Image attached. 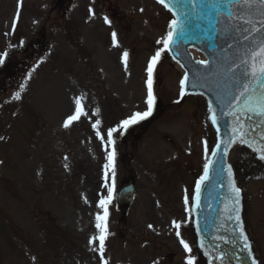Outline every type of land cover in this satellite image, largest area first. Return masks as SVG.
<instances>
[{
    "label": "rangeland",
    "instance_id": "1",
    "mask_svg": "<svg viewBox=\"0 0 264 264\" xmlns=\"http://www.w3.org/2000/svg\"><path fill=\"white\" fill-rule=\"evenodd\" d=\"M17 3L0 0V53L8 51L0 65V136L5 138L0 140V264H99L88 240L96 231L95 213L102 211L96 207L98 194H107L102 188L106 153L88 120L70 130L60 125L71 97L80 91L88 94L89 110L100 109L94 119H101L105 135L132 112L146 111L145 69L170 15L155 0H22L13 32ZM89 7L95 12L90 20ZM112 31L119 47L112 46ZM37 40L41 46L32 48ZM124 50L129 52L127 72ZM179 80L180 72L164 54L153 84L164 114L146 122L135 147L127 132L137 124L114 133L115 191L121 181L132 179L135 197L125 218L115 211L114 199L109 205L110 264H186L171 221L188 220L184 190L191 195L204 161L203 141L210 147L212 135L204 103L181 99ZM22 83L21 100L12 99ZM233 161L246 159L239 154ZM244 168L253 170L243 180L247 193L260 192L264 167ZM260 200H248L246 224L264 264ZM189 222L180 231L193 248Z\"/></svg>",
    "mask_w": 264,
    "mask_h": 264
},
{
    "label": "snow or ice",
    "instance_id": "2",
    "mask_svg": "<svg viewBox=\"0 0 264 264\" xmlns=\"http://www.w3.org/2000/svg\"><path fill=\"white\" fill-rule=\"evenodd\" d=\"M163 8L171 13V18L167 25V31L160 39L156 41L160 47L155 49L154 54L149 58L147 67L145 69L147 78L145 80L146 86V98L145 103L147 105L146 111H134L131 114L124 117L113 127H108L106 135L101 131L102 121L99 118L94 119L100 115V109L94 108L89 110L86 107L88 100V94L86 91H80L71 97V108L69 112L62 119L60 127L66 130H70L76 124L82 123L83 120H88L91 123V128L95 131L96 137L101 141L103 150L106 153V163L103 165V184L102 188L107 190L105 195L103 192L99 193V200L97 201V211L95 213V234L91 235L88 240L89 251L96 253L99 264H110V259L106 257L107 240L111 235L109 231V205L112 204L115 193L116 184V141L114 139L115 134H122L121 130L127 131L131 126L140 123L146 118L150 117L153 113L154 105L156 103V96L153 90L154 73L157 64L161 61L163 55L166 52L172 51V45L174 42H184L186 39H190L191 28L190 20L194 16L206 15L209 11H215L217 16H226L230 21L237 20L242 21V25L247 27H237V31L245 33L243 35L244 41L248 44L245 46L242 54L238 57V63L233 62V65L229 71L235 72L239 70V76L234 79L233 87L235 89V95L229 94L227 99L228 111H221L217 113V109L214 106L212 99L207 100V112L208 120L211 125L216 127L217 134L221 132L219 118L221 116L232 117L229 123V133L226 139H219L215 143L214 147H209L208 141H203L204 149V163L202 168V174L195 180L194 188L189 195L187 189L184 190L183 204L184 211L188 214V220L178 221L173 219L171 221V227L175 230V235L179 238L180 244L183 246L185 253L186 264H197V257L193 255V248L181 236V227L183 224L188 223L192 219V213L195 209L201 206V197L204 190V186L210 181L211 173L217 172L221 177L218 181V187H227L229 191L228 205L225 207V212L228 213L227 220L234 221L236 227L234 232H238L240 240L243 242V248L247 250L249 257L251 258V264H260L255 255L253 254V245L249 236L245 232L244 223L241 220V189L237 186L234 178V173L231 164H226V158L233 145H247L252 148L254 152L258 153L259 159L264 160V131L257 133V129L261 124H264V0H217L213 4L198 3V0H188L187 4L179 3V0H157ZM190 5V6H189ZM22 6V0H18L17 12L12 20V30L15 31L16 25L19 20V8ZM143 11V9H141ZM89 20L95 16L94 10L89 7ZM104 23L111 25L112 21L108 16H104ZM7 35V33L5 34ZM24 40H20L19 46H23ZM111 43L113 47H119L117 39V32H111ZM9 47H14L9 45ZM231 47V45H230ZM8 56V51L0 53V65H3L5 59ZM175 59V56H173ZM129 52L124 50L121 54V62L123 64L125 72L128 71ZM197 64L208 66L211 61L200 60ZM38 66V65H37ZM183 67V65H182ZM35 71V67L32 69ZM32 73L29 72L27 79H31ZM211 75V73H209ZM207 76L196 75L192 83L193 88L207 87ZM205 81L201 83L200 81ZM189 83V73L185 71L184 76L180 80V97L181 99L188 94L187 86ZM26 83H22L19 86V91H16L12 97L14 100H21V93L25 91ZM204 95L203 92L199 93ZM179 102V101H178ZM224 99L217 95L216 103H224ZM91 112V114H90ZM15 115V113H13ZM254 117L261 118L260 123L254 121ZM245 119L253 121L251 126L246 125ZM259 135V140L255 138ZM3 136H0V140H4ZM215 157L216 159H212ZM68 156L64 157L65 161H68ZM217 162H221L219 169L215 167ZM2 163V161H0ZM226 165V166H225ZM64 168H69L68 163H64ZM226 173L227 182L223 178ZM85 203H89L87 198H84ZM159 206V202H157ZM149 229L153 228L152 224L147 226ZM197 230L199 231L198 221ZM217 239L223 241L226 238L218 236ZM232 243H235L233 240ZM200 247L204 248V243L201 240ZM204 255L207 256L208 264H214L217 259L222 260L224 253L220 252L218 256H213L212 253L205 248ZM35 259V257H33ZM153 264H158L154 261Z\"/></svg>",
    "mask_w": 264,
    "mask_h": 264
},
{
    "label": "water",
    "instance_id": "3",
    "mask_svg": "<svg viewBox=\"0 0 264 264\" xmlns=\"http://www.w3.org/2000/svg\"><path fill=\"white\" fill-rule=\"evenodd\" d=\"M187 2L188 0H179L181 4H187ZM216 2L217 0H198V3L208 5ZM189 23L191 28L190 39H186L184 42H174L172 51L166 53L172 63L182 71V77L185 71L189 73V83L187 86L188 94L184 97L199 98L204 103L207 122L212 135L211 148L214 147L219 139H226L228 137L230 131L228 125L232 117L221 116L219 118L221 132L218 135L216 127L211 125L208 120L207 100H213L218 114L221 111L227 112L229 110L226 101L229 98V94L235 95L233 83L235 77L240 74L239 70L233 72L229 71V69L233 65V62H239L238 57L242 54L248 42L243 39L245 33H243L242 30H236L237 27L242 25V21H230L226 16H217L215 11H209L206 15L194 16ZM242 26L247 27V25ZM173 56H175V59H173ZM200 60H209L211 63L208 66L197 64L196 62ZM209 73H211V75H209ZM196 75L208 77L206 82L207 87H192ZM200 82L204 83L205 81L201 80ZM201 92H203L204 95H200L199 93ZM217 95L221 96L225 102L222 104L216 103ZM162 113L163 108H161L158 116ZM253 119L256 123H260L261 118L254 117ZM245 123L251 126L253 121L245 119ZM261 131H264V124H261L260 128L257 129V133ZM255 138L259 140V135L257 134ZM239 154L244 155L246 159L244 162L249 160V162H247L248 164H258L264 167V160H260L258 153L254 152L252 148H249L247 145H233L226 158V164L232 165L236 183L237 166L243 162L234 164L233 160L234 155L237 156ZM211 158L214 160L216 159L215 157ZM220 163L221 162H217L215 165L217 169H219ZM211 177L210 181L204 186L200 208L195 209L192 213L191 228L197 254L201 258L203 264H208L209 259L204 255L205 248H207L213 256H218L220 252L225 254L222 260L217 259L214 261V264H251V258L247 250L243 248V242L240 240L238 232L233 231L236 227L235 222L229 221L226 218L228 213L225 212V207L228 205L227 198L230 195L228 188L217 186L221 178L217 172L211 173ZM223 178L226 183V173ZM133 193L134 189L131 181L122 184L116 193L115 209L122 215L127 214L133 198ZM240 215L244 223L245 232L248 235L243 218L244 199L242 192ZM197 221L199 231L197 230ZM218 236H223L226 239L221 241L217 239ZM201 240L204 243V248L200 247ZM233 240L235 243H232ZM253 254L255 255L254 249Z\"/></svg>",
    "mask_w": 264,
    "mask_h": 264
},
{
    "label": "flooded vegetation",
    "instance_id": "4",
    "mask_svg": "<svg viewBox=\"0 0 264 264\" xmlns=\"http://www.w3.org/2000/svg\"><path fill=\"white\" fill-rule=\"evenodd\" d=\"M258 199H261L260 201H264V190H261L260 192H256V194H254ZM172 257V256H171ZM162 258L164 259L165 257L162 256ZM171 261V258L168 260ZM145 264H149L148 262H145ZM151 264V263H150Z\"/></svg>",
    "mask_w": 264,
    "mask_h": 264
},
{
    "label": "trees",
    "instance_id": "5",
    "mask_svg": "<svg viewBox=\"0 0 264 264\" xmlns=\"http://www.w3.org/2000/svg\"><path fill=\"white\" fill-rule=\"evenodd\" d=\"M134 138H136V136Z\"/></svg>",
    "mask_w": 264,
    "mask_h": 264
}]
</instances>
